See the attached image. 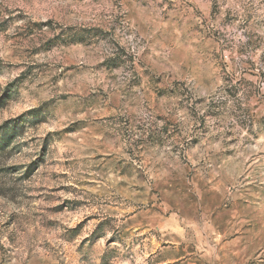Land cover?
Here are the masks:
<instances>
[{"label":"clouds","instance_id":"clouds-1","mask_svg":"<svg viewBox=\"0 0 264 264\" xmlns=\"http://www.w3.org/2000/svg\"><path fill=\"white\" fill-rule=\"evenodd\" d=\"M5 90L0 264H264V0H0Z\"/></svg>","mask_w":264,"mask_h":264},{"label":"rangeland","instance_id":"rangeland-1","mask_svg":"<svg viewBox=\"0 0 264 264\" xmlns=\"http://www.w3.org/2000/svg\"><path fill=\"white\" fill-rule=\"evenodd\" d=\"M13 99V95L10 90H5V93L0 95V108H6L9 102ZM31 107L27 102H12L8 107L0 112V120H5L10 117H15L19 115L25 109ZM25 121L24 116H17L13 120L5 121L4 124H0V153L11 154L18 151L19 146H16L13 141L18 135L23 134V123ZM23 143V141H21ZM42 162V161H40ZM14 169L20 167L18 165H11ZM39 167L37 161H33L32 165H29V169ZM60 173H53L52 177L55 178ZM51 191H55L52 189ZM58 207V205L56 206ZM42 228H45V231L48 229L45 225H41ZM69 243V242H65ZM54 245L51 242V235L47 236L43 241V246L40 249V264H65V261L59 260L53 252ZM67 264H81L79 257V249H75V254L69 253L67 256Z\"/></svg>","mask_w":264,"mask_h":264}]
</instances>
